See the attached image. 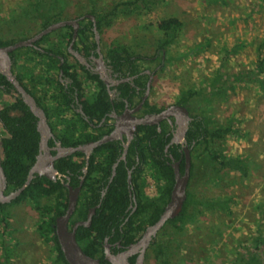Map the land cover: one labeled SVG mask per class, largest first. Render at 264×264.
Here are the masks:
<instances>
[{"label":"rangeland","instance_id":"374dc122","mask_svg":"<svg viewBox=\"0 0 264 264\" xmlns=\"http://www.w3.org/2000/svg\"><path fill=\"white\" fill-rule=\"evenodd\" d=\"M27 1L0 0V39L29 36L42 28L44 15L54 13L49 7L41 6L40 13L29 15L28 21L9 24L8 20ZM115 1L74 0L56 18H74L92 9L106 13ZM169 16L182 20L183 27L165 54L167 59L157 73L151 99L173 103L188 91L203 88L218 71L227 75L242 71L248 75L255 69L260 53L258 46L264 42V0H167L148 13L114 17L101 29L102 47L121 44L141 56L156 54V60L149 63L154 67L161 56L156 51V41L162 36L157 22ZM198 45L203 47L186 55L187 48L195 49ZM233 47L235 50L231 51ZM261 54L264 56V45ZM170 56L172 60L168 61ZM33 64L37 71L45 69L44 61L30 63ZM259 79L264 86V72ZM260 84L243 81L236 84L235 90L212 96L208 102L198 95L192 97V110L197 114L205 109L204 114L214 125L232 121L239 130V133L227 134L216 147L227 157H248L250 175L243 180L231 170L216 185H199L201 197L232 199L230 209L229 212L204 209L195 221L185 223L182 234L177 236L182 241L173 264H229L242 253L248 260L247 250H253L252 237L258 231L264 234V87ZM11 100L5 95L2 99L5 103ZM0 134L3 135L1 125ZM41 202L52 204L56 200L53 196ZM7 209L15 243L11 245L10 263L51 264L53 248L35 229L38 213L33 204L25 199ZM172 237L169 233L158 240L168 243ZM153 248L145 264L158 263Z\"/></svg>","mask_w":264,"mask_h":264},{"label":"flooded vegetation","instance_id":"af4514ba","mask_svg":"<svg viewBox=\"0 0 264 264\" xmlns=\"http://www.w3.org/2000/svg\"><path fill=\"white\" fill-rule=\"evenodd\" d=\"M88 15H92L94 20L90 19ZM82 16L83 18L78 21L74 40L73 27L65 25L43 35L49 34L50 36L54 34V38L47 37L43 39V36H41L34 42L33 46H27L42 53L43 56L37 55L36 58L39 62H45V68L51 57L58 59L52 73L55 74L56 79L62 86L58 88L54 84L55 86H52L51 90L48 91L49 94L46 95V98L49 100L51 94L56 95L57 99L53 97L52 106H55V109H60V105L63 102L68 103L66 106L70 109H66L63 114H57L51 119H48L45 113L52 131V137L48 140L50 147H55L56 142H60L62 146H77L100 140L116 128L118 122L122 120L120 117L126 115L127 118L124 119V132L120 136L103 142L93 148L88 154L86 151H76L70 155L63 156L68 157L73 156L77 152L81 153L80 157L73 158L76 162L83 163L80 168L82 173L77 175V184L72 185L70 174L60 172L55 166L63 174L62 180L60 178L56 180H60L64 185L67 201L69 190L65 184H69L73 189L79 187L76 207L69 218L68 228L71 230L76 222L86 221L88 218H90L89 225H78L77 228L79 226L87 228L91 226L92 219L99 214L100 207L109 193L110 184L119 173L118 177L121 180H125L126 191L123 196L126 204L123 209H113L112 213L108 214L115 221L120 220V222L117 226L110 227L109 233L103 236L102 241H100L101 244L98 246L99 250L95 254V257H98L103 264H110L106 259V253L116 254L124 251L130 244L137 242L145 230L160 218L170 200L174 185V164H178L179 174L183 175L186 166V154L189 157V175L185 189L186 197L181 212L178 216L166 220L156 231L155 235L152 236L145 248L139 247L136 252L128 257L131 264H137L139 257L142 255V264H145L150 252H152L154 243L159 238H164L173 231V224H170L169 221L178 220L181 217L189 196L200 197V184L191 180L192 174L195 173L193 153L197 145L194 139H190L187 136L189 126L198 114L192 110L193 107L190 102L183 101L182 97L169 104L151 99L157 73L164 63L165 55L163 51L161 53L158 52L161 54L160 62L155 64L154 67L149 66V63L156 60V54L151 57L144 56V60L135 61L133 66L132 64L127 66L120 65L117 68L111 63L106 54L108 47L107 49L102 47L101 31L97 29L96 17L89 12L68 19ZM61 20H67V18H53L35 33L29 36H21L17 40L29 38L51 23ZM85 21L87 22L84 23ZM89 21L91 24H89ZM84 26H90L93 34L86 40L88 45H85L84 39L78 36L79 29ZM63 29L71 34L69 39L67 37L65 39L57 38L58 31ZM97 35L98 39H96ZM17 40H10L8 44ZM24 48H17L10 53L11 68L16 78V62L19 61L17 53ZM75 52L80 55L79 58L75 55ZM2 89H4V85L0 84V108L5 103L2 101L4 95L11 99L16 97L15 94H5ZM36 89L37 91L33 97L36 102H39V106L45 112L44 104L40 103L46 101L42 86L38 85ZM99 96L105 97L108 106L106 111L102 112L98 118L91 112L95 110L97 114L100 113L101 105L98 104L100 101L97 102ZM89 104H93L95 107L87 113L83 110V107ZM74 113H78L83 120L81 122V130L84 132L83 140L76 142L75 145H63L59 138L63 130L68 133L67 136L71 135L70 137L72 138L79 136L78 132L73 134L72 121L78 116ZM158 116L160 117L158 118ZM135 117H150L151 122L138 124L135 130L130 132L131 119ZM62 118L67 121L66 125L59 123ZM0 125L2 127L1 122ZM67 126L68 129H65L64 127ZM5 135L3 129V135L0 134V141ZM51 152L55 154L56 150L52 149ZM93 156L98 162V170L97 172L89 173L88 169ZM164 164L171 167L173 174V184L169 188L161 174L163 167L161 165ZM92 183L95 189L92 188ZM13 190L6 187L4 193L7 194ZM82 203L85 205L84 215H80L77 209ZM191 205L193 207H190ZM196 205L193 202L187 207V211L193 212L192 218H186L187 222L195 221L201 215L199 213L200 207ZM140 222H142L140 226L142 228L136 231L135 229L139 227L138 223ZM93 234L95 233L91 232L90 238L93 237Z\"/></svg>","mask_w":264,"mask_h":264},{"label":"trees","instance_id":"16d2710c","mask_svg":"<svg viewBox=\"0 0 264 264\" xmlns=\"http://www.w3.org/2000/svg\"><path fill=\"white\" fill-rule=\"evenodd\" d=\"M74 0H28L25 5L21 7L19 13L11 17L9 21L13 23L15 21H28L29 15H38L41 10V6L50 9L54 13H47L43 16V25L48 24L53 18L59 16L61 10L64 9L67 4L72 3ZM167 0H116L112 9L104 13L103 11H95L92 9V13L97 19V29L101 31L102 27L110 24L116 16L129 15V14H140L148 13L154 7L160 3H164ZM19 19V20H18ZM25 21V22H26ZM6 22V21H5ZM89 24L91 22L89 21ZM183 27V22L176 16H169L160 19L157 22V28L162 32L156 41V51H163L164 55L167 53L168 49L174 45L179 33ZM92 30L90 26H84L79 29L78 36L84 39V44L88 37H91ZM70 33L66 32L65 29L58 31L57 38L69 39ZM23 37V36H22ZM49 37L48 35L43 36V39ZM10 40L0 39V45L8 44ZM264 42L258 46L259 57L256 61V67L254 70H250L248 75L245 72L239 71L236 74H225L221 71L215 73V75L210 79L208 84L203 88L198 90H190L185 95H182V100L185 102H190L192 97L198 95L204 101L208 102L213 96H218L220 94H225L229 89L235 90L236 84L245 81L246 83L259 82L263 86V83L259 79V75L264 72V56L261 52L263 49ZM200 46V47H199ZM203 47V45H198L197 47H191L186 49V55L196 52V49ZM236 48V46H235ZM233 47L231 51H234ZM18 54L19 61L16 62L17 66V79L26 89L28 93L35 96L37 91L36 86H42V92L46 101H42L45 113L48 119L57 116L60 113L63 114L65 110H70L66 105L68 103H63L60 105V109H55L52 106L53 97L56 95L51 94L50 99L47 100L48 91L51 90L52 86L62 85L56 79V76L52 71L56 67L58 62L56 58L51 57L49 63L46 64L45 69L37 71L35 65H30V63H35L37 61L36 56L42 55V53L36 51L32 47H25L21 49ZM107 56L109 57L111 63L117 68L120 65H135V61L144 60V56L140 54H135L131 49L125 45L116 44L108 46ZM43 56V55H42ZM46 57V56H45ZM167 59V58H166ZM165 59V60H166ZM20 60L23 62L20 63ZM172 60L170 56L168 61ZM0 84L4 85L2 92L5 94H15L10 102L2 104L0 108V122L5 132V136L1 138L0 141V151H1V166L6 176L7 187L10 189H16L20 187L26 180L28 171L35 161L36 155L39 149V132L37 130V118L30 111L29 107L23 102L19 94L14 91L12 84L0 74ZM55 84V85H54ZM59 84V85H58ZM264 87V86H263ZM13 92V93H12ZM98 104L101 105L100 113L97 114L96 111L91 113L98 118L101 116L102 112L107 109V101L104 96H99L97 99ZM96 103V102H95ZM39 105V102H37ZM51 104V105H48ZM95 105L89 104L84 105V109L89 113ZM203 110V109H202ZM204 111L196 115L191 122L189 129L187 131V136L190 139L195 140L197 147L194 148V169L195 173L192 174V182L205 185H216L222 178V176L227 172L234 170L236 174L245 179L250 175V160L248 157H227L223 154L218 147H216L218 141H222L227 134L239 133V130L234 127L232 121L224 125H214L212 120L205 115ZM77 118H74L72 125L74 128L73 134L78 132V137L72 138L71 135L62 131L60 134V139L63 145H75L76 142L83 140L84 132L81 130V122L83 121L78 113ZM62 120V121H61ZM59 123L65 124L67 121L62 118ZM68 129L67 127H64ZM77 136V135H76ZM87 137V135H85ZM81 153L77 152L73 156L62 157L58 159L55 163L56 168L66 174H70L71 184L75 185L78 183V174H81L82 162H76L73 158L80 157ZM94 156L91 158L90 167L88 172H97L98 164ZM163 166L161 169V174L165 178L168 188L173 184V174L170 166ZM118 175L115 177L114 181L110 184L109 193L104 199L101 209L92 219L90 227L79 226L76 231V239L83 249L84 252L91 256H95L98 252V246H100L102 238L104 235L109 233L111 226H117L119 221H115L114 218L108 216L112 213L113 209L121 210L125 207L126 202L124 201L125 194V180H121ZM92 188L93 183H92ZM55 197L56 202L54 203H42V199H50ZM29 200L34 209L38 213V219L35 222V229L38 231L39 235L46 240L51 242L53 248L51 264H68L63 252L60 249L57 237L54 233V220L55 217L62 214L67 205L66 190L64 185L60 180H50L45 176L36 175L29 183V185L22 191V193L12 201L8 203L0 202V264H12L10 263L11 255V245L15 243L14 238L11 233L14 231L10 227L8 221L10 213L8 211V206L19 203L23 200ZM195 202L196 206H199V213L201 214L204 209L208 210H220L229 212L230 204L232 199L228 196H215L213 198L206 197H193L189 196L187 204L183 210L181 217L178 220L169 221L173 224V231L171 232L172 237L168 243L160 240L156 241L154 244L153 252L158 263L155 264H173L174 260L178 257L179 250L181 248L182 238L177 236L182 234L183 227L187 223L186 218H192L193 212L187 211L189 204ZM190 207H193L192 205ZM79 214L84 215L85 205L82 203L77 207ZM191 215V216H190ZM139 227L135 230L138 231L142 227V222L138 223ZM135 225V223H134ZM91 232H94L93 237L90 238ZM131 240V238H129ZM251 244L253 250L248 251L249 258L245 260L244 254L235 256L234 259L230 261L229 264H264V234L262 231H258L253 237Z\"/></svg>","mask_w":264,"mask_h":264},{"label":"water","instance_id":"95a60500","mask_svg":"<svg viewBox=\"0 0 264 264\" xmlns=\"http://www.w3.org/2000/svg\"><path fill=\"white\" fill-rule=\"evenodd\" d=\"M88 17L94 20L92 15H88ZM82 17L75 18V19H67L56 21L51 23L47 27H45L40 32L34 34L33 36L17 40L13 43L0 45V74L5 76V78L12 84L14 90L20 95L23 102L29 107L30 111L36 116L37 118V130L39 132V151L36 155L35 161L30 167L25 182L18 188L14 189L13 191L5 194L4 191L7 187L6 183V176L1 166V151H0V202L1 203H8L13 199L17 198L22 191L29 185L30 181L34 178L35 175L45 176L50 180H56L60 178L62 180L63 174L60 173L55 168V161L63 156H67L72 154L76 151H86L87 154L96 146L116 138L121 135L123 130V124L125 123L124 119L126 115L120 117V120L116 126V128L108 135L104 136L102 139L89 142L85 145H77V146H62L60 142H56L55 147H50L48 140L52 137L51 128L47 122V118L45 115L44 110L37 104L35 98L26 91V89L22 86L19 80L16 78L14 73L12 72V61L10 57V53L20 47H27L33 46L34 42L39 39L44 34L51 32L57 28H60L65 25H71L73 27V40L75 39L77 28H78V21L82 19ZM98 39V35L97 38ZM75 55L79 58L80 55L75 52ZM185 111L184 108H182ZM170 111V110H169ZM168 112V111H167ZM160 116H158L159 118ZM131 130L130 132L134 131L138 124H145L149 123L150 117H143V118H132L131 119ZM183 132V130H182ZM56 150L55 154H52L51 150ZM188 167H189V157L186 154V166L185 172L183 175L179 174L178 171V164H174L175 168V180L174 185L171 191L170 200L167 203L163 213L161 214L160 218L151 226H149L145 232L143 233L142 237L135 243H132L122 252H118L116 254L106 253V259L110 262V264H131L129 262L128 257L137 251L139 247L145 248L152 236L155 235L156 231L165 223L166 220L178 216L182 210L183 202L186 197V184L188 181ZM65 186L69 190L68 194V201L67 207L65 211L56 216L54 220V233L57 237V241L59 243L60 249L63 252V255L68 262V264H103L98 257L91 256L83 251L81 246L79 245L76 239V228L78 225H89L90 218L86 221H78L76 222L72 229L68 228V221L70 216L72 215L73 211L76 207L77 202V195L79 191V187L72 188L69 184H65ZM144 250V249H143ZM142 255L139 257L137 264H142Z\"/></svg>","mask_w":264,"mask_h":264}]
</instances>
